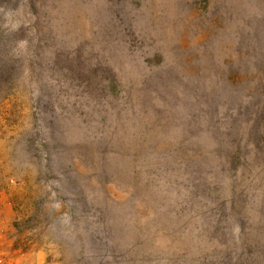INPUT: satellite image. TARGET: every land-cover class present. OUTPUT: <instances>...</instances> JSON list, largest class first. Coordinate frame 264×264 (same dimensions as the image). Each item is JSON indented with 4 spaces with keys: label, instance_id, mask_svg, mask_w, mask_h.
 Masks as SVG:
<instances>
[{
    "label": "rangeland",
    "instance_id": "374dc122",
    "mask_svg": "<svg viewBox=\"0 0 264 264\" xmlns=\"http://www.w3.org/2000/svg\"><path fill=\"white\" fill-rule=\"evenodd\" d=\"M263 63L264 0H0V258L264 264Z\"/></svg>",
    "mask_w": 264,
    "mask_h": 264
},
{
    "label": "trees",
    "instance_id": "16d2710c",
    "mask_svg": "<svg viewBox=\"0 0 264 264\" xmlns=\"http://www.w3.org/2000/svg\"><path fill=\"white\" fill-rule=\"evenodd\" d=\"M258 68H260V69L256 70V67L254 68V74L256 72H259V75H261V76H257V73H256V76L254 75V82H256L255 89H258L259 93H260V90L264 89V63H263V65L261 67H258ZM245 86H247V85H245ZM244 90L249 92V90L247 88H245ZM261 92L264 95V90H262ZM256 93L257 92L251 93V95H249V97H251V98L253 97V99H254L256 96H259V94L258 93L256 94ZM257 132H259V131H257ZM256 140H258V137H257L256 133H251L249 135V138H247L246 141H248V142L255 141L256 142ZM239 142H240V140H239ZM260 144H261V146H263L264 145V141L260 142ZM243 149L244 148H242V145H240V147L237 150H235V154L234 155H235V160L236 161L241 160V158L244 156L245 153L243 152ZM261 151H262V156L264 158V150H261ZM249 153H251V152H249Z\"/></svg>",
    "mask_w": 264,
    "mask_h": 264
},
{
    "label": "built area",
    "instance_id": "2783aa9c",
    "mask_svg": "<svg viewBox=\"0 0 264 264\" xmlns=\"http://www.w3.org/2000/svg\"><path fill=\"white\" fill-rule=\"evenodd\" d=\"M0 264H59L54 261H33V262H16L14 260H3L0 258Z\"/></svg>",
    "mask_w": 264,
    "mask_h": 264
}]
</instances>
